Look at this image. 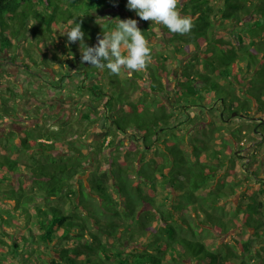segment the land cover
<instances>
[{
    "label": "trees",
    "instance_id": "trees-1",
    "mask_svg": "<svg viewBox=\"0 0 264 264\" xmlns=\"http://www.w3.org/2000/svg\"><path fill=\"white\" fill-rule=\"evenodd\" d=\"M112 6L125 8L146 39L164 30L169 41L150 44L142 71L115 75L87 62L64 71V51L80 54L66 31L82 23L85 43L96 45L122 19L105 13ZM25 7L32 13L19 12ZM178 8L194 21L188 34L141 20L127 0H0V50L10 54L0 121L23 118L22 88H76L102 105L81 109V119L92 127L103 118L109 129L97 147L77 145L69 114L54 121L35 112L32 126L0 131V264H264V0H181ZM30 30L39 42L25 54L19 42ZM138 111L147 115L135 120ZM119 133L132 138L122 156L113 151ZM245 229L251 238L236 236Z\"/></svg>",
    "mask_w": 264,
    "mask_h": 264
},
{
    "label": "rangeland",
    "instance_id": "rangeland-1",
    "mask_svg": "<svg viewBox=\"0 0 264 264\" xmlns=\"http://www.w3.org/2000/svg\"><path fill=\"white\" fill-rule=\"evenodd\" d=\"M19 12L20 13L21 12L32 13V8L31 7H25L23 9H21ZM105 13H109L111 15L117 14L122 19H127L128 18L127 10L125 8H123V7H120V6H112L111 8H108L105 11ZM98 21H101V20H98ZM155 24L156 25H161V24H157V23H155ZM220 34H222L226 38L230 37V32L226 31V30H224V31L220 30ZM17 37L21 38L20 34ZM169 37H170V35L167 32H165L164 30H158V34L153 35L152 39L149 40V41H150V44H152L155 48H158L159 46L157 44L163 43V42L165 43L166 41H169ZM14 40H16V38H14ZM24 40H27V41L25 43H23ZM38 42H39L38 39H33L32 30H30V33L28 34V36L25 39L23 38L19 42V44L21 45L19 47V51H21V48L24 47V52H25V54H27L28 51H29L28 49L30 47H32L34 44H36V43L38 44ZM1 48L2 49H6L4 46H2L0 44V49ZM63 50H66V49L63 48ZM64 52H65L64 53V58L65 59H64V66L62 67V69L64 71H72V72H74L76 70V68H79L81 66V64H82L81 59H80V54H77L76 52H70V53L74 54V56H72V54L69 55V53H67L66 51H64ZM9 55L10 54H9L8 50H6V51H1L0 50V71L2 70L1 67L4 66L5 57H7ZM192 55L193 54H191L189 56H185V59L186 58L187 59L190 58V59L193 60L194 57ZM10 69H11L10 71H15L13 68H10ZM179 70H180V67H177L176 70H175L176 73ZM89 74L92 77L91 73H89ZM80 77H81V75H77L74 79H71V84L75 85L77 80H78V83H80L81 82L80 81V79H81ZM4 80L5 79L2 78V80H0V81H4ZM15 83L19 84L17 80L15 81ZM67 84L68 83H66V85ZM66 85H65V88H66ZM173 85H174V83H173ZM5 89H6L5 86L3 84H0V96L4 95L3 91H5ZM119 89H121V88L119 87ZM84 90H86V89H84ZM79 91L80 90H77L76 88L75 89H69V90H68V88H66L63 91L62 90H60V91L51 90L49 92H42V91L40 92L38 90H34V92H33L31 90H27V88H22V92H21L20 97H17L18 101H16V100L15 101H16V106L18 107V109L20 107L24 108L23 109V113H22L24 116H23L22 119H19V120L11 118L8 115L4 116L3 119H1V121H0V131H1V133H6V132H8L11 129H13L15 131H22V130L28 128L30 125H33L37 121H39V119L27 118L26 117L27 116V111H24L25 109H29L30 106L32 104H34V103H36L37 106H35L33 108V110L36 113H40L42 115H44L46 113L44 111V109L42 108V106L50 104L49 107H47V110L48 111L50 110L51 113H52V115L49 116V119H52L54 121H57V120L60 121V120H64L65 119L64 118L65 116L57 118V116L61 115V113H62L61 109L63 108V106H68V109H71V108L75 107V109L73 111H70L71 113L68 112L69 113V118L67 120L70 121L71 125H72L71 126L72 129H71V132H70L69 136L72 137L73 142L76 143L77 145H80L81 143H83L85 141H88V143L90 142V144L93 147H97L99 145V143H97V139L103 138L104 136L107 135L108 132H103V130L100 127L92 129V127H90V125L88 124V122L86 120H82L81 119V117H80L81 112H80L79 109L81 107H82V109L86 108V105L84 106V104H82L83 103V98H85V97H82V95L78 96V95H80ZM6 93H8V92H6ZM114 93L116 95L115 96V100L118 101V99H117L118 95H119L118 89H115ZM8 94H10V93H8ZM54 104H58V106H55ZM39 107H41L42 109L39 108ZM142 114L143 115H147V114H145V112H139L138 111L136 113V119L135 120H138L139 116L140 115L142 116ZM201 120H203V119H201ZM184 128L185 129L188 128V125L185 124ZM166 131L162 130V133L163 134H167ZM118 136H119L118 137V144H119V146H121V148L119 149V151L116 150L115 148H113V151H116V155L122 156V155H124L123 153H125L126 150L128 151L129 143H130L132 138L129 137L130 134L119 133ZM254 139L255 138L250 134L248 137H246V139H244V145L250 144L251 141H253ZM262 150H263V152L260 153L261 154V157H259L260 159L264 158V147L262 148ZM135 153L136 152H133V154H135ZM250 153H253L252 147H250V149L248 148L244 152L246 157L250 156V158H252V155ZM105 154L108 155V153H105ZM131 154H132L131 152L128 153V156H127L128 163L131 164V165H134L136 162H135V159H133L134 155L133 154L131 155ZM106 155H104L102 161L100 162L99 168L101 170H107L109 168L108 160L106 159ZM147 155H148V157H155V156L158 157L156 154H154L153 150H149L147 152ZM253 155H255V154H253ZM146 159H147V157H146ZM146 162H148V160L147 161L145 160L143 162V164H146ZM239 163L241 164V161H239ZM94 167H96V162L89 163L88 166H87V170L84 172V176L82 177V180L86 181L88 186H90L89 177L91 175V169L94 168ZM262 174L264 175V167L262 168ZM249 181L252 183V184H250V186L253 189H255L256 185L253 184V183H255L256 180L250 177ZM257 183H258V181H257ZM112 193L114 194V196H116V192L113 190V188H112ZM262 197H264V196L262 195ZM234 233H235V230L233 232L229 233V234H226L224 236V240H228V241L232 242L233 239H234V235H235ZM236 236L241 238V239H247V238H251L252 237L251 236V231L250 230H246V229L244 230V232H242V234H240V232L239 233L236 232ZM216 241H218V239L215 236H212V237L208 238V242L209 243H215Z\"/></svg>",
    "mask_w": 264,
    "mask_h": 264
},
{
    "label": "clouds",
    "instance_id": "clouds-1",
    "mask_svg": "<svg viewBox=\"0 0 264 264\" xmlns=\"http://www.w3.org/2000/svg\"><path fill=\"white\" fill-rule=\"evenodd\" d=\"M181 0H127V8L134 10L144 21H151L166 26L174 34H188L194 27L190 16L181 15L178 8ZM115 28L97 37L94 46L85 43L82 23L66 31L69 44L79 42L81 62H87L97 69L107 68L111 74L119 75L122 71H142L151 63L150 41L138 27L136 19L115 20ZM126 49V53L122 52Z\"/></svg>",
    "mask_w": 264,
    "mask_h": 264
},
{
    "label": "flooded vegetation",
    "instance_id": "flooded-vegetation-1",
    "mask_svg": "<svg viewBox=\"0 0 264 264\" xmlns=\"http://www.w3.org/2000/svg\"><path fill=\"white\" fill-rule=\"evenodd\" d=\"M81 69H79V68H76V70L74 71V72H77V71H80ZM71 73H74V72H72V71H70ZM92 82H90V84H91ZM92 85V84H91ZM24 87V86H23ZM78 96H81V94L80 95H78ZM82 97H85V98H83V103L82 104H84V106L86 105V109L88 108V109H90V108H93V110H100L101 109V106L102 105H95L94 103H93V101H92V99H90L89 97H87V96H82ZM82 99V98H81ZM91 101V102H90ZM50 105V104H49ZM49 105H43L42 106V108L44 109V111L46 112V114L47 115H49V116H51L52 115V113H51V111L49 110H47V107H49ZM55 106H58V104H54ZM35 106H37V104L36 103H34V104H32L31 106H30V108L29 109H25L24 111H27V116H28V114L29 115H32V113H35V111L33 110V108L35 107ZM41 108V109H42ZM22 109V110H21ZM23 109L24 108H22V107H20L19 108V112L22 114L23 113ZM75 109V107L74 108H71V109H68V106H63V108L61 109V115L60 116H57V118H60V117H63V116H65L66 117V115L67 114H69L68 112H70V111H73ZM82 109V107L79 109V110H81ZM71 113V112H70ZM26 116V117H27ZM64 117V118H65ZM20 119H22V118H20ZM26 120V119H25ZM32 126V125H31ZM101 128L102 130H103V132H108L109 131V129L107 128V126H106V123H105V119H103V118H100V120L98 119V123H93L92 124V129H95V128ZM137 133V132H136ZM125 134H129V133H125ZM136 136V135H135ZM130 138H131V134H130V136H129ZM137 137V136H136ZM102 140V138H100V139H97V141L99 142V141H101ZM137 141L139 142L140 141V139H137Z\"/></svg>",
    "mask_w": 264,
    "mask_h": 264
}]
</instances>
